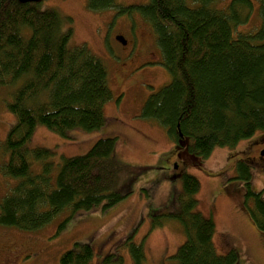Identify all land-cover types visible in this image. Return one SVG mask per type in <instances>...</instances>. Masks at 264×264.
<instances>
[{
    "label": "trees",
    "instance_id": "1",
    "mask_svg": "<svg viewBox=\"0 0 264 264\" xmlns=\"http://www.w3.org/2000/svg\"><path fill=\"white\" fill-rule=\"evenodd\" d=\"M30 1L0 0V89L19 82L7 104L16 122L2 144L7 158L0 164L3 175L18 181L0 201V225L34 231L60 216L58 233L75 214L122 200L128 192L114 189L117 178L136 167L115 158L116 137L103 136L85 154L63 157L53 186V163L46 161L51 151L27 147L38 124L63 137L75 128H100L106 120L103 106L112 96L103 61L84 44L69 46L71 18ZM219 1L122 6L87 0L93 10L135 8L149 23L170 81L147 97L140 115L163 125L174 143L188 138V153L201 159L217 146L231 147L264 131V0H257L261 23L254 32H235L248 20L252 0H230L223 7ZM31 159L46 161L41 172L31 171ZM252 163L249 156L240 159L237 178L245 184L244 205L264 237V201L249 188ZM181 181L179 209L160 214L177 219L186 236L169 264H237L232 247L216 252L213 219L194 210L199 180L183 173ZM128 246L133 264H144L141 245ZM93 255L90 244L75 242L60 264H88ZM111 256L101 263L109 264ZM121 262L120 256L114 260Z\"/></svg>",
    "mask_w": 264,
    "mask_h": 264
},
{
    "label": "rangeland",
    "instance_id": "2",
    "mask_svg": "<svg viewBox=\"0 0 264 264\" xmlns=\"http://www.w3.org/2000/svg\"><path fill=\"white\" fill-rule=\"evenodd\" d=\"M229 1L220 0L217 5L223 7ZM30 2L38 9H55L71 18L66 25L72 28L69 46L84 44L103 61L112 96L103 106L106 120L100 128L91 131L75 128L63 137L38 124L27 147L51 151L46 161L53 163V186L61 159L85 154L103 136L116 137L115 158L136 170L117 178L114 189L122 194L128 192L122 200L106 209L97 206L75 214L58 233L57 224L63 218L60 216L34 231L0 225V264H60L61 254L75 242L88 243L94 250L88 264H103L101 260L108 254L112 255L109 264H114L118 256L122 258L121 264H133L130 242L141 245L144 264L172 263L170 257L186 236L177 219L160 214L179 209L183 173L199 180L194 210L213 219L216 252L225 254L232 247L237 253V264H264V237L244 205L245 184L237 178L236 170L240 159L251 157L254 163L249 169V188L264 201V157L257 154L264 148V131H256L231 147L217 146L205 159L188 153V138L174 143L163 125L140 115L144 101L170 81V74L161 63L151 26L135 8L124 12L115 8L93 10L87 6V0ZM115 2L133 6L148 0ZM252 2L248 20L239 24L235 32L258 29L259 3ZM119 36L124 37L126 44ZM18 84L0 89V164L7 158L2 144L16 122L7 104ZM46 161L31 159V171L41 172ZM17 181L0 171V201Z\"/></svg>",
    "mask_w": 264,
    "mask_h": 264
},
{
    "label": "water",
    "instance_id": "3",
    "mask_svg": "<svg viewBox=\"0 0 264 264\" xmlns=\"http://www.w3.org/2000/svg\"><path fill=\"white\" fill-rule=\"evenodd\" d=\"M23 1H27V0H23ZM118 39L120 41H122V43L126 44V40L124 39L123 36H119ZM259 154H260V156L264 157V148L262 150H260Z\"/></svg>",
    "mask_w": 264,
    "mask_h": 264
},
{
    "label": "flooded vegetation",
    "instance_id": "4",
    "mask_svg": "<svg viewBox=\"0 0 264 264\" xmlns=\"http://www.w3.org/2000/svg\"><path fill=\"white\" fill-rule=\"evenodd\" d=\"M141 65V63H139L136 67H138V66H140ZM257 154H259V151L257 152Z\"/></svg>",
    "mask_w": 264,
    "mask_h": 264
}]
</instances>
